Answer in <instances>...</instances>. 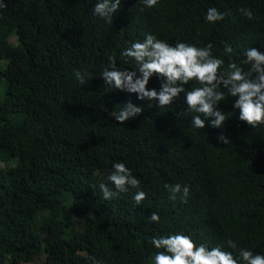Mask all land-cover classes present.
<instances>
[{
    "label": "trees",
    "instance_id": "1",
    "mask_svg": "<svg viewBox=\"0 0 264 264\" xmlns=\"http://www.w3.org/2000/svg\"><path fill=\"white\" fill-rule=\"evenodd\" d=\"M3 2L0 162L14 166L0 167V264H152L151 238L176 232L209 248L231 251L233 239L264 254V125L239 120L229 97L218 105L229 115L223 128L206 121L197 129L194 114L178 115L184 93L161 108L100 76L111 58L135 70L121 52L145 34L170 44L211 42L225 68L248 47L264 52V0H159L153 8L121 0L112 20L94 14L98 0ZM209 7L224 20L207 22ZM77 70L87 83L79 84ZM146 87L159 91L160 80L150 77ZM128 102L142 112L121 124L109 114ZM221 132L230 143L217 141ZM117 162L147 193L140 205L136 189L103 198L99 184L113 187L106 177ZM165 183L188 184L187 203L169 200ZM153 212L159 223L150 221Z\"/></svg>",
    "mask_w": 264,
    "mask_h": 264
},
{
    "label": "clouds",
    "instance_id": "2",
    "mask_svg": "<svg viewBox=\"0 0 264 264\" xmlns=\"http://www.w3.org/2000/svg\"><path fill=\"white\" fill-rule=\"evenodd\" d=\"M158 2L142 0L146 8H153ZM120 4L121 0H98L93 12L101 18L112 20V13ZM6 7V3L0 0V9ZM238 12L250 21L255 19L248 8H240ZM225 15V12L209 7L205 20L216 23L223 21ZM212 49L211 42L204 47L179 39L170 44L153 34H145L143 40L132 42L130 47L121 52L122 57L135 61V70L119 69L115 58H111L110 67L105 68L100 76L110 88L136 93L139 100H155L161 108L172 105L184 93L187 107L178 115L194 114L191 115V124L197 129L205 128L206 121L212 128H223L229 115L222 112L218 105L229 97L235 98L232 106L239 110V120L252 128L264 125V52L248 47L240 63L229 58L225 68V61L214 56ZM224 50L228 54L233 52L227 43L224 44ZM74 75L80 85L88 82L79 70ZM153 76L160 80L159 91L146 87ZM190 81H195L199 86L185 89L184 85ZM141 112V107L128 102L118 112L112 111L109 115L123 124ZM217 141L224 145L231 142L222 132L217 136ZM112 169L106 179L113 187L103 182L99 184L105 200L115 199L130 189H136L133 200L137 205L147 199V193L140 190V180L123 162L114 163ZM164 189L169 193V200L179 198L183 203H187L191 194L188 184L165 183ZM149 219L151 222H160V216L155 212L151 213ZM150 243L156 249L150 257L152 264H264V254L240 247L233 239L226 241L231 251L220 246L209 248L204 243L197 244L183 232L152 237ZM91 259L93 264H97L94 258Z\"/></svg>",
    "mask_w": 264,
    "mask_h": 264
},
{
    "label": "rangeland",
    "instance_id": "3",
    "mask_svg": "<svg viewBox=\"0 0 264 264\" xmlns=\"http://www.w3.org/2000/svg\"><path fill=\"white\" fill-rule=\"evenodd\" d=\"M4 85L0 84V97L3 96V93H4ZM2 92V94H1ZM14 166V163H4V162H0V167H6V168H12ZM28 264H37V263H28Z\"/></svg>",
    "mask_w": 264,
    "mask_h": 264
}]
</instances>
